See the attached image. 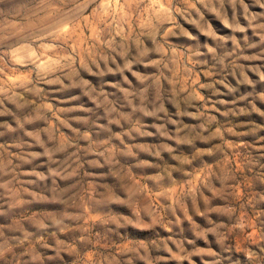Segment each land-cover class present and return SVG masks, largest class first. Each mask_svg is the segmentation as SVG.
<instances>
[{"label":"rangeland","instance_id":"obj_1","mask_svg":"<svg viewBox=\"0 0 264 264\" xmlns=\"http://www.w3.org/2000/svg\"><path fill=\"white\" fill-rule=\"evenodd\" d=\"M0 264H264V0H0Z\"/></svg>","mask_w":264,"mask_h":264}]
</instances>
